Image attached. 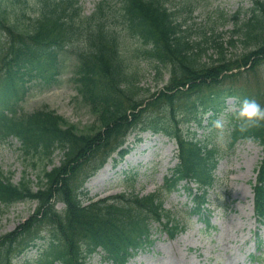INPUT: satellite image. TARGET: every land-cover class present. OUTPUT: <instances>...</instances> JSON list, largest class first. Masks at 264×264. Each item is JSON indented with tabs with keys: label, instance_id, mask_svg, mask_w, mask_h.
Returning a JSON list of instances; mask_svg holds the SVG:
<instances>
[{
	"label": "rangeland",
	"instance_id": "374dc122",
	"mask_svg": "<svg viewBox=\"0 0 264 264\" xmlns=\"http://www.w3.org/2000/svg\"><path fill=\"white\" fill-rule=\"evenodd\" d=\"M240 0H226L224 4H221L223 7L228 9H234ZM87 8H90L88 1L85 0ZM63 71V70H61ZM63 73L56 74L55 78H62ZM66 75V73H65ZM67 77V75H66ZM67 80V78H66ZM65 80L63 84H55L45 89L39 86H33L28 90V97L34 101V99L44 98L47 99L46 102L56 108L60 113L69 116L73 119L87 118L85 113V108L79 101L73 99L74 90L70 86V82ZM34 98V99H33ZM149 142L146 141L144 144L138 147L137 154L133 153L132 161L141 154L142 149L147 146ZM154 143V142H152ZM175 145L173 143L166 144L158 141V146L154 147L151 145L153 151H158L164 156L165 153H170L174 150ZM259 148L255 144L247 143L242 144L241 149L238 150L229 161V165H232L234 169V177L229 181V187L232 190L239 194L241 199L239 205L243 207L241 211H234L228 217L219 216L215 220L219 223L221 228L218 231H212V234L205 237V235L200 232V229L204 227V224L197 223L190 230L189 233L185 235H178L176 240L177 246L169 240L162 241L157 243L154 246V250L149 254L147 258L150 264H164V262L169 261L171 264H177L180 258L179 253L187 251V244L190 242H196L201 245L202 249L205 252H210L215 255V247L217 251H221L220 255H223L222 259L225 264H229L226 258H229L231 264H237L239 261L236 257L229 255L236 246H238L239 239L242 237V234L246 237H251L247 227L250 224V217L248 218L247 211L250 206V201L252 197L249 195V180L253 176V168H255L259 160ZM143 154L144 159H150L153 155L151 152ZM153 154H156L155 152ZM24 160L20 156L18 150L15 148L8 147L7 145L0 144V164H3L7 169L15 173V179H19L21 172L23 170ZM130 164V163H129ZM227 161L222 164V167L227 166ZM165 164L155 165L150 167L146 174L138 177V182L136 183V189L141 190L143 193L154 190L161 180L159 178L162 175ZM93 183L90 187L94 188V191L90 193V196L95 198L104 197L110 194L115 193L119 189L114 184H109L108 188L103 187L100 182ZM143 189V190H142ZM248 194V195H247ZM179 197L172 196L167 198L165 206L169 209L174 210V205L177 204ZM178 205V204H177ZM178 207H180L178 205ZM251 208V207H250ZM29 215L27 206L18 205L10 208L6 214L0 217V233L14 229L22 219H26ZM179 216V215H178ZM252 220V219H251ZM231 230V231H230ZM194 237V241L191 238ZM215 239L214 243H211V239ZM167 243V249L171 250V253L161 250V247ZM218 246V247H217ZM238 248V247H237ZM35 251L29 252V257H34ZM94 262H98V259H95ZM36 264V263H35ZM178 264H181L178 263Z\"/></svg>",
	"mask_w": 264,
	"mask_h": 264
},
{
	"label": "trees",
	"instance_id": "16d2710c",
	"mask_svg": "<svg viewBox=\"0 0 264 264\" xmlns=\"http://www.w3.org/2000/svg\"><path fill=\"white\" fill-rule=\"evenodd\" d=\"M15 10H19L23 18L26 20H30V18L26 15L25 9L23 7H16ZM41 13L43 11V3L41 4ZM52 9L48 5L44 6V22L46 24H50L52 21V18L50 16V12ZM255 31L254 28H251L250 32ZM42 36L44 34L42 33ZM250 36V35H248ZM122 67L121 64L117 65V69H120ZM113 67L109 68V71L112 70ZM187 80V75L183 74L179 77L174 78V81L176 84L184 83ZM171 104L174 103V96H169L167 99ZM160 120V119H159ZM161 121V120H160ZM37 141H42L41 138H37ZM41 144H33L31 147L28 148L27 152L32 153L35 156H38L40 160H42L46 155L40 150ZM46 151V148H44V152ZM49 180L48 182V189L45 192H41L40 195L42 197L49 195L53 191H58L59 195L64 199V201L67 204L66 210L64 212V217H58L54 221L57 222L59 226L60 232L63 234L65 239L69 241L71 244L69 246V249L67 252H57L56 256L62 259L67 258L68 253L73 254L72 262L74 263V260L77 258V250L78 245L82 240L87 239H96L95 231L101 230L102 233L106 234V231L113 230L115 227L119 226L120 221L117 219L115 214H112V217L107 220L101 222L100 225H98L95 228V224L93 223L92 218H95L92 210H88L87 208L80 207L79 202L77 201V196L74 191V187L71 185L70 182H66L65 179H62V185L58 188H55L56 180H60L58 172H53L51 174H48ZM7 175H5L4 171L0 169V200L11 202L13 199H15V196L21 195V193L17 190L16 187H13L12 185H8L7 182ZM25 190H28L27 187H25ZM96 211H103L102 209H97ZM95 222V221H94ZM26 231V229H25ZM6 248L9 249V251L12 250V244H7ZM8 255V254H7Z\"/></svg>",
	"mask_w": 264,
	"mask_h": 264
},
{
	"label": "clouds",
	"instance_id": "9594fccd",
	"mask_svg": "<svg viewBox=\"0 0 264 264\" xmlns=\"http://www.w3.org/2000/svg\"><path fill=\"white\" fill-rule=\"evenodd\" d=\"M235 115L242 121H260L264 120V104H261L255 98H244L238 105ZM217 128H222L223 123L217 119L215 122Z\"/></svg>",
	"mask_w": 264,
	"mask_h": 264
}]
</instances>
